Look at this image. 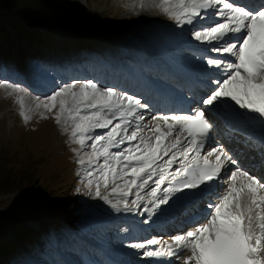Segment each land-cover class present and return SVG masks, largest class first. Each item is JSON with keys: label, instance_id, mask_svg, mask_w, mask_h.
<instances>
[{"label": "snow or ice", "instance_id": "obj_1", "mask_svg": "<svg viewBox=\"0 0 264 264\" xmlns=\"http://www.w3.org/2000/svg\"><path fill=\"white\" fill-rule=\"evenodd\" d=\"M151 6L180 26L195 25L198 19L212 21L207 27H194L192 38L227 58H207V66L220 74L210 82L214 87L203 105L212 108L231 101L264 118V0H248L242 5L231 0H152ZM139 7H146L144 0ZM4 87L25 92L13 84H0ZM37 100V109L43 107L47 113L59 109L52 118L68 135L69 143L79 146L72 151L76 162L82 168L87 166V195L117 211L121 207L128 212L138 209L145 198L141 193L147 190L152 207L144 210L163 212L161 206L171 207L169 201L174 197L180 201L194 190H203L202 186L211 188L226 165L237 164L223 147L203 152L213 128L205 110L156 115L149 127L141 124L144 116L140 110L147 104L91 80L79 86L65 84L46 100ZM17 103L20 116L28 123L23 102ZM41 118L48 117L42 114ZM97 129L106 131L97 133ZM173 165L179 167L173 170ZM110 195L119 199L113 202ZM217 201L191 216L188 230L171 237V242L161 245L153 238L129 246L161 245L143 255L169 261L175 258L181 264H264V180L235 168Z\"/></svg>", "mask_w": 264, "mask_h": 264}, {"label": "rangeland", "instance_id": "obj_2", "mask_svg": "<svg viewBox=\"0 0 264 264\" xmlns=\"http://www.w3.org/2000/svg\"><path fill=\"white\" fill-rule=\"evenodd\" d=\"M49 1L54 15L63 14L70 21L71 28L40 25L35 29L39 33H35L34 38H29L33 40L31 47L25 42L13 44L12 36L8 38L9 42L0 40V84H13L25 90L24 93H15L7 87L0 88V180L10 183L17 174L25 175L24 177L36 174L39 180L44 181L42 186V182H39L35 194L22 192L26 190L24 185L16 192L0 197V264H59L55 260L56 255L64 258L67 256L75 261L83 257L82 251L90 250L89 245L94 247V244H98L100 248L104 246L105 250L107 246L115 251L117 247H114V243H126L116 240L126 229L125 226L122 227V222H119L118 228H102L95 223L111 217L115 220L117 213L110 205L103 206L102 200L87 195L84 187L87 166L82 168L72 151L79 146L69 143L68 135L52 118L59 109L47 113L43 107L36 108L37 98L40 101L46 100L65 85V82L60 83L53 75L52 71L54 67L59 68V62L50 64L52 55L48 52L78 54L80 50L87 49L85 54L100 63L103 73L99 79L86 81L91 80L102 87L136 97L126 87L117 88L125 74L133 76L124 66H132L134 63L126 56L122 57L121 62L107 57L110 45H120L128 55H133L138 50L148 57L152 51L145 41L153 44L164 33L172 41L170 33L175 36L176 31H184L182 26L151 6L152 0H144L146 7L143 9L139 7L140 1L135 2L137 0ZM39 34L49 36L48 41L35 39ZM187 39L193 40L192 33L186 35L184 41ZM137 40L140 44L135 42ZM171 47L168 44V49ZM177 55L182 56L183 53L171 50L170 57ZM59 57L64 65L69 61L65 57L61 58V55ZM115 62L119 69L110 70ZM150 69L155 70L151 65ZM64 72L62 76L69 74ZM105 72L109 73L107 83L103 82ZM142 72L138 71L136 76H140ZM151 77L158 78L155 75ZM17 100L23 102L25 114L30 117L28 123L20 116L21 106ZM143 109L147 108L140 110L144 116ZM42 114L48 118L42 119ZM149 114L141 124L152 122L156 114ZM104 131L106 130H96L97 133ZM58 179L64 181V184L53 187L52 181ZM226 188L227 186L224 191ZM40 189L50 190L49 194L54 196L47 199V194L42 195ZM55 194L58 196L55 197ZM114 197L117 196L110 195V199ZM60 200L65 202H59ZM74 248L78 250L74 251Z\"/></svg>", "mask_w": 264, "mask_h": 264}, {"label": "bare ground", "instance_id": "obj_3", "mask_svg": "<svg viewBox=\"0 0 264 264\" xmlns=\"http://www.w3.org/2000/svg\"><path fill=\"white\" fill-rule=\"evenodd\" d=\"M138 1H140V0H137V1H135V2H138ZM255 2H257V0H255ZM140 17V16H139ZM155 19H156V16H155ZM7 20V19H6ZM190 26V25H189ZM126 31V30H125ZM156 32H158V31H156ZM160 33V32H159ZM161 34V33H160ZM142 37H144V36H142ZM130 39V38H129ZM137 44H140V41H135ZM145 44L149 47V50H151L152 51V53L151 54H149V56L147 57L146 55H144L143 56V54L142 53H140V51H134L133 52V55H130V57H131V59L133 58V59H135V58H138L139 59V64L141 63V64H143L144 63V61L141 59V57H143V58H145L146 60H147V62H148V64L149 65H151V66H153V67H159V68H162V66L164 65V64H167L166 62L168 61L167 59V56L165 55V53H166V46H165V44L162 42V34H161V38H158L157 40H155L154 42H153V44H151V43H148L147 41H145ZM110 49L111 50H109L107 53H108V56L110 57H113L114 59H116V60H119L120 58H122V55L124 54V49H122V47L119 45H117V44H115V45H110ZM163 57L164 58H166L165 60L163 59ZM100 59V58H99ZM149 59V60H148ZM111 62V61H110ZM87 65L91 68V69H93V71H95L96 72V69H94L93 68V66H94V63H91V62H88L87 63ZM115 66V65H114ZM143 71V70H142ZM145 71H143V73H144ZM148 74V72H146V73H144L143 75H141L140 74V77L141 78H143L144 80L146 79V77L148 76L147 75ZM140 81L139 83H141V84H144V85H146L147 83H146V81ZM67 81H69V80H67ZM212 81V79L211 80H208V82H209V84H211L210 82ZM65 82H66V80H65ZM133 84V83H132ZM131 84V85H132ZM135 87H140L139 85H136ZM155 87V86H154ZM211 90L212 89H208L206 92H211ZM137 92V91H136ZM1 93V92H0ZM202 109H204V108H202ZM143 114H144V119H147L149 116H150V114H149V112L147 111V110H143ZM147 125H149V127H151V124H152V122H150V123H146ZM240 131L241 132H245L246 134H249L251 137H254V139L255 140H258V139H260V140H262L263 141V138H264V131H262L260 128H258V127H247V128H243V129H240ZM226 137H228V136H226ZM170 140H171V138H170ZM232 140H236V141H241L242 140V138H240V136H237V137H233L232 138ZM231 143V141L229 142V145H231V148L233 149V147L235 146V145H232V144H230ZM237 146H236V148H238V150H235V151H233L235 154H238L239 155V158L240 157H244V152H246L247 150H249L250 151V153H248V154H252L254 157L251 159V160H244L243 162H244V165H245V163H251V164H255V163H257V162H259V161H261L262 162V164H263V166H264V160H263V158H264V150L263 149H261V150H256L257 148H258V143H255V142H251L250 144H249V142H248V140H242L241 141V144H236ZM213 147H210L209 149H212ZM209 149H207V150H209ZM233 156V155H232ZM234 157V156H233ZM234 159H235V157H234ZM246 161V162H245ZM241 165H243V164H241ZM179 165H173V170H175L177 167H178ZM253 166V165H252ZM233 167H235V166H233ZM233 167H231L230 169H229V173H230V171L231 170H233ZM238 167V166H237ZM254 167V166H253ZM239 168V167H238ZM235 169V168H234ZM226 175V174H225ZM229 183V181L227 182V184ZM141 195L143 196V197H145L144 198V200L141 202V204H140V207L138 208V209H135L134 211H132V212H128V211H125V210H123V208L121 207V210L120 211H117L116 210V215H117V217H116V219L114 220L113 219V217H111V218H108V219H106V220H104V221H100L101 223H102V227H111V226H116L117 225V223H115V221H120V220H126V219H128V222H129V225L127 226V230L126 231H124V232H122V233H120V236L119 237H122V236H127V232L128 231H130V232H132L130 235H129V237L130 238H133V240H136L135 238L138 236V237H140V236H142V231L144 230V229H146V232L148 233V232H151V235L152 234H154V232H156V230H157V232H160V231H158V229L157 228H160V229H166V228H168L169 226H172L171 224H170V222H169V220H170V217L171 216H173V214L171 215V214H169L168 216L169 217H166V215H167V212L166 211H160V210H157L156 212H154V213H149V212H146L144 209H145V207H147V208H151L152 207V205L149 203V197H148V195H147V190L145 191V192H142L141 193ZM135 198V196L133 195V196H130V197H128V199H129V201H131L132 199H134ZM112 200H113V202H115L117 199H119V197L117 196V197H114V198H111ZM101 203H103L102 205L103 206H105V203H104V201H102ZM169 204L172 206V201L170 202L169 201ZM166 206H168L169 207V205H162L161 206V208L163 209L164 207H166ZM112 208V207H111ZM113 209V208H112ZM181 215H182V212H180L179 213V216H178V218L177 219H180L181 218ZM131 219H133V221H131ZM137 220H139V224H136V222H137ZM147 220V223H145V221ZM34 222V221H33ZM36 222V221H35ZM98 221H96V223H97ZM130 222H132V223H130ZM39 224V223H38ZM35 227V226H34ZM93 230V229H92ZM173 230V227H170V229L168 228L167 229V231H169V232H171ZM165 231V230H164ZM156 234H158V233H156ZM165 240H168V239H170V241L169 242H171V237H173V236H170L169 235V233H165ZM117 237V236H116ZM161 241V245H163V244H165L166 243V241H164V240H160ZM144 242H146V241H142V242H139V243H144ZM111 244H113V242L111 243ZM161 245H154V247L156 248V247H159V246H161ZM90 246V250L88 251V253H87V257L88 258H90L91 259V263H94L95 261H93L92 259H94V257L95 256H98V255H100V252H102V250L101 249H98L99 251L98 252H96V251H94L93 249H97V248H94V247H92L91 245H89ZM146 248H147V246H146ZM146 248H144V249H133V248H129V247H127L126 248V250L128 251H126L124 254V257H129V256H135V252L136 251H139L138 253H142ZM119 250L120 249H118V252H119ZM121 251H123V250H121ZM118 252H115L114 254H115V256H117L118 255ZM104 254V253H103ZM104 257H105V255H104ZM56 258H58L59 259V257H56ZM139 259V257H137V258H134V260L135 261H137ZM100 261V263H101V260H99ZM96 263V262H95ZM61 264H78V263H76V262H74L72 259H70L69 261L66 259V260H64ZM132 264H136L134 261H133V263ZM179 264H181V261H180V263Z\"/></svg>", "mask_w": 264, "mask_h": 264}, {"label": "trees", "instance_id": "obj_4", "mask_svg": "<svg viewBox=\"0 0 264 264\" xmlns=\"http://www.w3.org/2000/svg\"><path fill=\"white\" fill-rule=\"evenodd\" d=\"M52 8V3L49 0H0V39L9 42L8 38L14 35L18 38V42L14 41L12 43L20 44L21 42H25V44L27 43V45L31 47V45H33V40L29 38L31 36L34 38V34L38 32L35 29L40 25L56 26L62 29L71 28L70 26L72 25L70 21L66 17H63V14L58 16L54 15ZM55 11L60 13L57 9H55ZM29 28L32 29L30 30ZM35 39L39 41H48L49 36L39 34ZM8 170L10 173V169ZM21 176V174H17L15 178H12L13 180H11L10 183L0 180V197L18 191L24 185L26 190H22V192L35 194L39 182H42L40 186H42L44 182L43 180H39L36 174L30 175L29 177H24L25 175ZM52 182L53 187L64 184V181L61 179ZM40 190L42 191V195L47 194L46 198L54 196L49 194L50 190ZM56 196L58 195L55 194V197ZM59 202L65 201L60 200ZM13 230L16 231L17 229ZM19 234L21 233H18V235Z\"/></svg>", "mask_w": 264, "mask_h": 264}]
</instances>
